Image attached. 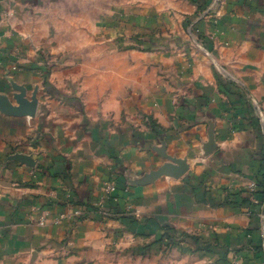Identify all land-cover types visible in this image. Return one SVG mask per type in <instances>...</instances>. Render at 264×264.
Listing matches in <instances>:
<instances>
[{
  "label": "crops",
  "instance_id": "crops-1",
  "mask_svg": "<svg viewBox=\"0 0 264 264\" xmlns=\"http://www.w3.org/2000/svg\"><path fill=\"white\" fill-rule=\"evenodd\" d=\"M223 262L264 264V0H0V264Z\"/></svg>",
  "mask_w": 264,
  "mask_h": 264
},
{
  "label": "built area",
  "instance_id": "built-area-1",
  "mask_svg": "<svg viewBox=\"0 0 264 264\" xmlns=\"http://www.w3.org/2000/svg\"><path fill=\"white\" fill-rule=\"evenodd\" d=\"M196 32V31H195ZM8 161V160H7ZM115 192V187L113 184H108L105 186V188L103 189V199L105 200L106 198H109L113 193ZM99 207H101V205H99ZM99 212L102 214V211H100V208H99ZM73 217L74 218H77V219H80L82 217H84V213L82 212H79V211H75L73 213ZM62 218H59L55 221L56 224H59L61 222ZM45 223V214L41 215L39 218H38V224L39 225H44ZM182 238H185L184 236H175L173 238H171L170 240H167L166 239V242H169L171 245L172 243L174 242H179L180 239ZM173 241V242H172ZM168 245V244H167ZM168 247H170V245H168ZM167 247V249H168ZM166 250V249H165ZM223 261V260H222ZM223 264H227L226 262H223Z\"/></svg>",
  "mask_w": 264,
  "mask_h": 264
},
{
  "label": "trees",
  "instance_id": "trees-1",
  "mask_svg": "<svg viewBox=\"0 0 264 264\" xmlns=\"http://www.w3.org/2000/svg\"><path fill=\"white\" fill-rule=\"evenodd\" d=\"M151 127H155L152 123L150 125ZM182 236L186 237L187 235L186 234H183ZM163 239H167V240H170L171 237L169 234H165L158 242H161ZM173 242V241H172ZM209 251V250H208Z\"/></svg>",
  "mask_w": 264,
  "mask_h": 264
},
{
  "label": "water",
  "instance_id": "water-1",
  "mask_svg": "<svg viewBox=\"0 0 264 264\" xmlns=\"http://www.w3.org/2000/svg\"><path fill=\"white\" fill-rule=\"evenodd\" d=\"M8 159H9V160H11V159H12V160H20V159L14 157V156H13V157H9ZM22 163H25V164H26L27 166H29V167H30V166H33V162H31V161H29V160H27L26 162H24V161L22 160Z\"/></svg>",
  "mask_w": 264,
  "mask_h": 264
}]
</instances>
